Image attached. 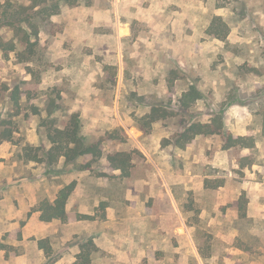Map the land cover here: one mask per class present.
Here are the masks:
<instances>
[{
    "label": "rangeland",
    "instance_id": "obj_1",
    "mask_svg": "<svg viewBox=\"0 0 264 264\" xmlns=\"http://www.w3.org/2000/svg\"><path fill=\"white\" fill-rule=\"evenodd\" d=\"M5 1L0 0V5ZM11 1L29 4V0ZM150 2L166 12L176 7L170 0H83L74 8L64 6L53 17L54 27L40 33L32 62L19 63L14 53L0 50V119L11 118L17 127V146L10 144L12 156L0 163L16 162V177H26L15 152L23 144L32 145L31 140L37 142L33 146L49 148L39 125L47 118L49 100L54 99L61 107L51 116L58 126L71 113H78L81 133L88 140L118 130L122 142L106 144L105 151L132 155L130 175L123 178L120 172L108 171L105 158L88 170L79 168L89 157L75 164L46 166L48 173L54 169L58 182L70 181L61 177L68 167L76 178L81 172L88 173L81 181L118 208L121 256L116 259L97 249L91 264H264V219H242L232 207L244 182L264 181V135L261 116L256 114L263 111L260 106L264 103V43L256 41L264 39V26L248 27L254 15L247 12L257 9L258 18L260 13L264 15V0H204L206 12L198 14L199 31L203 33L209 25L216 5H224V20L229 25L244 22L239 32L252 43L236 48L228 42H210L203 53L201 44L162 37L141 20ZM125 24L130 29L126 37L122 31L118 35V28ZM17 39L16 31L0 20V41ZM174 75L177 78L170 84ZM190 84L199 89L202 98L189 114L157 121L145 132L136 127L134 119L151 106L170 105L176 111L182 90ZM16 91L22 93L18 113L12 97ZM58 95L62 103L56 99ZM33 107L38 108L39 116L31 114ZM218 110L227 117L228 129L239 130L240 124L230 125L236 116L244 122L246 117L250 119L249 136L258 142L250 152L254 159L250 173L242 171L234 152L228 153L226 169L212 166L214 152L219 150L216 137L195 138L188 144L189 152L174 146L172 137L182 130L184 120L205 122ZM258 165L261 173L256 170ZM203 176L220 181L223 188L205 190ZM96 181L104 182L102 191L95 187ZM245 197L254 196L247 191ZM129 231L133 237L130 247L125 242ZM84 240L75 241L76 251ZM34 249L31 243L18 247L29 251L36 261ZM58 254L57 248L49 260Z\"/></svg>",
    "mask_w": 264,
    "mask_h": 264
},
{
    "label": "crops",
    "instance_id": "obj_2",
    "mask_svg": "<svg viewBox=\"0 0 264 264\" xmlns=\"http://www.w3.org/2000/svg\"><path fill=\"white\" fill-rule=\"evenodd\" d=\"M188 1V3H184L185 1L170 0V3L172 2L176 7L167 12L160 5L150 2V5H148V8L142 14L141 20L148 22L149 26L155 28L158 34L162 33V37L176 38L177 42L180 43L201 44V53L207 48L205 44L209 46L210 42H217L216 44L228 42L233 46L236 45V48H239L241 44L252 43L251 39L246 38L239 32L241 26L245 25L244 22L230 25V32L224 41L207 37L205 35L206 29L203 33L198 29V14H205L206 12L205 6L203 5L204 0L196 2V4V0ZM255 10L247 11L249 15H254L252 16L253 22L248 27H253L254 25L256 27H263L264 15L260 13L258 18L255 15L257 14ZM211 12L213 15L221 16L223 19L226 16L223 7H215ZM243 12L246 11L243 10ZM120 31L123 32L122 36L126 37L130 29L125 24L120 25L118 28V35H120ZM256 41L260 44L264 43V39ZM238 117L236 116L237 119L232 120L230 125L232 126V123L235 125L240 124L238 127L239 130L235 129V127H229L230 132L237 136L251 135V132L248 130L250 119L246 117L244 122ZM29 142L32 144L31 146L37 143L33 140ZM10 144L9 142L0 143V160H8L12 156L14 151H11L12 144ZM255 144L258 147V142H255ZM186 149L189 152V146ZM228 153L220 149L216 150L214 152L212 166L223 170L226 169V166L230 162ZM22 164L23 168L26 169L27 175L25 178L16 177V162L0 163V244L5 246V249L0 248V264H5L7 260L12 262V264H45L48 258L46 259L44 251L38 248V241L45 239L49 241V258L58 248L59 254L52 264H74L76 255L79 252L74 248V243L79 239H93L99 251L105 252L108 255H116V259L121 256L123 248L121 247V219L118 215V208L109 202L107 196L103 197L102 192L95 190L91 186H87V184L81 181V178L87 176L88 173L81 172L79 174L80 177L76 178L74 174L76 172L68 167L66 169L67 172L62 173L61 177L66 180L70 179V181L58 182L55 181L58 177L54 176V169H52V173H48L46 165L44 164H40L42 166L34 162H22ZM56 165L59 167L65 164L60 159ZM256 168L257 172L261 173V166L258 165ZM251 170H254L253 165L242 169L245 173H250ZM114 173H118V171ZM48 178L51 179L49 183L47 182ZM70 182H75L76 185L65 206V212L68 216L67 222L62 223L56 219L49 222L42 221L40 219L41 213L37 210L38 203L45 199L53 202L59 190ZM262 183L264 181H258L256 183L250 181L244 182L241 189L243 192H251L254 196L246 199L244 213L248 219H264V188ZM95 184V187L101 191L105 185L102 181H96ZM222 188L223 186L219 189ZM236 200H233V202ZM127 210L130 212L129 215L132 222L134 220L133 210L131 207L127 208ZM235 212L239 214L237 210ZM130 232L128 234V241H125L129 244V247L133 244V237ZM17 233H19V239ZM28 243L35 246L33 252L35 253L36 261L31 258L29 251L18 250V247Z\"/></svg>",
    "mask_w": 264,
    "mask_h": 264
},
{
    "label": "trees",
    "instance_id": "obj_3",
    "mask_svg": "<svg viewBox=\"0 0 264 264\" xmlns=\"http://www.w3.org/2000/svg\"><path fill=\"white\" fill-rule=\"evenodd\" d=\"M83 0H29L27 6L13 3L6 0L2 5L0 20L3 26L11 27L16 31L18 39L7 42L0 41V50L3 53H14L18 62H32V56L36 53V47L39 45V35L45 32V29L51 30L54 27L53 17L60 14L62 8H74L79 6ZM87 3V2H86ZM88 4V3H87ZM224 8V5H216V8ZM230 32V25L221 17L213 15L209 26L205 30V35L209 38L224 41ZM19 46H25L23 50H19ZM106 70L109 66L104 67ZM177 77L174 75L170 79V84ZM12 97L16 103L17 113L19 112L18 101L22 93L13 92ZM202 95L199 89L190 84L185 89L177 101L176 111L170 108V105L151 106L140 118H135V125L138 129L146 131L160 120H166L170 117H176L179 114L187 115L191 107L197 101L201 100ZM56 99L62 103L63 99L60 95ZM262 112L256 113L261 116V134L264 135V103L261 104ZM32 115L39 116L40 111L37 107H33ZM61 107L54 103V99L49 100L47 118L42 119L39 127L44 129L43 136L49 144V148L43 146H31L23 144L19 150H16V158L23 163L34 162L44 164L47 167L54 166L60 159L64 164H75L79 159L89 157L90 160L81 165L79 170H88L91 165L101 158H105L106 168L110 172L118 171L121 177H129L132 169L131 153L122 151H105L106 144H114L121 141L118 130L105 132L101 136L88 140L81 133V122L78 113H71L67 119L58 126L57 121L51 116L60 112ZM16 113V114H17ZM27 117V116H26ZM182 130L174 133V146L177 148L187 147L188 144L197 137H216L218 139L219 149L221 151L234 152L237 155L236 162L241 169L250 167L254 164L252 150L255 149V138L251 136L234 135L227 128V117L220 110L212 112L208 120L202 122L195 119H186L182 123ZM2 131L0 132V141L9 142L14 146V133L17 132L15 123L9 119H0ZM19 146V145H18ZM246 152V153H243ZM76 183L70 182L61 188L53 202L49 200H41L37 205V210L41 213L40 219L44 222L59 220L62 223L67 222L68 216L65 212L67 200L75 188ZM223 186L218 180L204 179L205 190H217ZM191 194V193H189ZM245 192L242 191L239 198L232 203V207L239 212L242 219H246L244 208L246 204ZM84 218V217H81ZM18 239L19 233H17ZM0 248L5 246L0 244ZM38 248L42 249L49 260L50 247L48 239L38 241ZM78 254L74 264H91L92 254L97 250L93 239H86L78 246ZM56 258L49 260L46 264H52Z\"/></svg>",
    "mask_w": 264,
    "mask_h": 264
}]
</instances>
